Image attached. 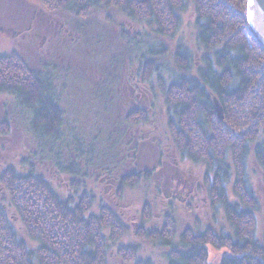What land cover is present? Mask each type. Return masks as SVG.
I'll return each mask as SVG.
<instances>
[{"label": "trees", "instance_id": "16d2710c", "mask_svg": "<svg viewBox=\"0 0 264 264\" xmlns=\"http://www.w3.org/2000/svg\"><path fill=\"white\" fill-rule=\"evenodd\" d=\"M41 1L53 12L76 6L78 15L88 16L94 7L114 8L158 25L151 31L135 32L120 26L119 35L138 62L141 76L152 82L156 75L166 102L176 110L178 120L170 121L169 130L177 152L193 163L207 164L205 183L211 202L216 210L224 209L229 229L189 227L176 241L173 217L166 216L160 231L145 225L152 212L145 204L141 225L135 228L137 238L158 240L167 264H264V233L261 238L256 235L254 209L259 206L247 170V158L253 153L264 180V50L247 28L246 0ZM190 4L197 14L198 42L203 47L200 63L180 43L171 52L174 68L168 80L161 75L166 57L162 50L178 33L180 11ZM151 40L157 42L145 49ZM53 75L46 68L33 67L19 51L0 54V94H10L18 105L31 110L34 131L41 138L56 136L62 126L61 107L41 83L45 76L51 82ZM146 115L132 114L127 121L139 124L146 121ZM0 126L9 130L5 121ZM228 155L234 162V193L240 202L229 201L232 166ZM139 176L121 177V183L135 185ZM2 181L27 234L42 246L37 249L36 263L33 251L19 239L0 203V264H111L108 241H118L133 231L111 206L99 203L98 212L93 210L96 199L86 189L73 204L61 199L50 181L38 173L21 174L11 168ZM78 185L85 187L80 181L71 182L73 188ZM210 245L224 249L214 263L209 259ZM141 246L142 242H135L118 248L117 253L130 263L153 264L138 258Z\"/></svg>", "mask_w": 264, "mask_h": 264}, {"label": "rangeland", "instance_id": "374dc122", "mask_svg": "<svg viewBox=\"0 0 264 264\" xmlns=\"http://www.w3.org/2000/svg\"><path fill=\"white\" fill-rule=\"evenodd\" d=\"M41 9L47 10L41 0H0V26L12 27L10 32L0 30V54L19 51L31 64L46 66L54 74L55 91L63 112L59 133L41 138L34 131L32 113L18 105L10 94H0V122L5 121L9 126L8 131L0 126V203L9 213L19 239L33 251L36 263L37 249L42 244L27 234L8 201L2 181L3 174L11 168L21 174L43 175L61 199L71 200L73 204L78 203L86 189L96 199L93 210L98 212L99 203L115 209L133 231L118 241H108L111 264H134L123 260L117 249L135 242H142L139 259L167 264L165 250L158 240L136 236L135 228L141 225L145 204L152 209L151 219L145 225L160 231L166 216L173 217L176 241L189 227L228 230L224 209L216 210L211 202L205 183L207 164L193 163L186 156L182 158L171 140L169 123L172 119L178 120V116L175 108L166 102L156 75L151 87L131 75L137 71L138 62L121 40L120 26L135 32L151 31L158 25L133 19L114 8L94 7L88 16H82L78 15L76 6L52 12L51 21L43 25L35 18ZM196 16L192 4L181 10L178 33L168 39L166 49L162 50L166 57L161 75L168 80L172 79L170 74L174 68L171 52L180 43L200 63L203 47L198 42ZM30 20L31 30L27 28ZM151 42L157 41L147 42L145 49ZM116 73L120 78L112 88L107 82ZM135 82H139L135 94L145 92L140 97L148 99L143 103L137 100V105L130 99V87ZM139 107L148 111L150 121L140 127L128 126L125 121L128 113ZM247 159L248 181L259 206L254 209L258 224L256 235L261 238L264 233L263 170L253 153ZM227 161L232 166L227 184L229 201L240 202L234 193L236 172L231 155ZM133 173L140 175L138 183L123 185L121 177ZM74 180L85 187L73 188ZM208 248L210 263L221 259L224 249L212 245Z\"/></svg>", "mask_w": 264, "mask_h": 264}, {"label": "flooded vegetation", "instance_id": "af4514ba", "mask_svg": "<svg viewBox=\"0 0 264 264\" xmlns=\"http://www.w3.org/2000/svg\"><path fill=\"white\" fill-rule=\"evenodd\" d=\"M53 11H51V10H49V9H47V10H40V11H37L36 12V16H35V18H38L37 20H38V24H43V25H45V24H47V22L50 20L51 21V19L53 18V13H52ZM31 20H33V19H31ZM31 20H30V22H29V24H28V26H27V28H29V30H31L32 28H31ZM52 23V22H51ZM50 25H53V23L52 24H50ZM62 26H64L63 24H62ZM11 28L12 27H10V28H4V27H2V26H0V30L2 31V32H10L11 31ZM29 30H27V31H29ZM67 30H68V28H67ZM59 32V30L58 31H55V34H57ZM59 34V33H58ZM57 34V35H58ZM60 40V39H59ZM33 67H35V68H37L38 70H40V71H44V69L46 68V66H36V65H33V64H31ZM47 69V68H46ZM131 75H133L132 77L135 79V80H139V81H141V82H144V83H146V84H148L149 86H150V81H146L145 80V78L144 77H142L141 76V74H140V72H139V67H138V69H137V71L135 72V73H133V74H131ZM111 76L112 75H110V80L107 82V83H109V85H112V88L115 86V84L118 82V80H119V73L117 74H113V76H112V78H111ZM131 77V78H132ZM41 81V80H40ZM39 81V82H40ZM41 83H42V85L44 86V88L46 89V93H52V95L54 96V98H56L57 100V103H58V96H57V92L55 91V81H54V75H53V77H52V79H51V82H49L48 80H47V77L45 76V78H43L42 79V81H41ZM137 83H139V82H135V85L131 88L130 87V89L132 90V92H131V95H130V99H131V101H132V103L134 104V105H137L138 103H143V102H145L146 100H148L147 98H145L146 100H143V99H141V95L143 94L144 96L146 95V93L145 92H142L141 94L140 93H136L135 94V88H136V85H138ZM158 85H159V88H160V90H161V87H160V84L158 83ZM132 86V85H131ZM151 87V86H150ZM111 88V89H112ZM43 91H44V89H43ZM53 91V92H52ZM112 91V90H111ZM54 92H55V94H54ZM162 93V92H161ZM48 97L49 96H47V95H45L44 96V98L45 99H48ZM135 97V98H134ZM137 100H139L138 101V103H137ZM59 104V103H58ZM59 106H60V104H59ZM22 108H24V107H22ZM24 109H26V110H28L29 112H31V110H29V109H27V108H24ZM62 110V109H61ZM139 112H141V113H147V115H146V121H141V122H139V124H131V123H129V121H127V118H128V116H130V115H134V114H136V113H139ZM63 113V112H62ZM133 118V117H132ZM149 118H150V114L148 113V111L147 110H145V109H143V108H136V109H134V110H132L131 112H129L128 113V115H127V117H126V123H127V125L129 126V125H134V126H137V127H140V125H142V124H144V123H147L148 121H150L149 120ZM62 119H63V115H62ZM61 119V120H62ZM63 125V124H62ZM38 126L39 127H42V126H44V124H38ZM121 180V179H120Z\"/></svg>", "mask_w": 264, "mask_h": 264}, {"label": "water", "instance_id": "95a60500", "mask_svg": "<svg viewBox=\"0 0 264 264\" xmlns=\"http://www.w3.org/2000/svg\"><path fill=\"white\" fill-rule=\"evenodd\" d=\"M258 10L264 16V0H246L245 3V18L247 28L250 30V34L254 39L258 40L264 50V37L258 32L254 22V12Z\"/></svg>", "mask_w": 264, "mask_h": 264}, {"label": "bare ground", "instance_id": "6f19581e", "mask_svg": "<svg viewBox=\"0 0 264 264\" xmlns=\"http://www.w3.org/2000/svg\"><path fill=\"white\" fill-rule=\"evenodd\" d=\"M255 27L258 32L264 37V16L263 14L256 10L253 15Z\"/></svg>", "mask_w": 264, "mask_h": 264}]
</instances>
